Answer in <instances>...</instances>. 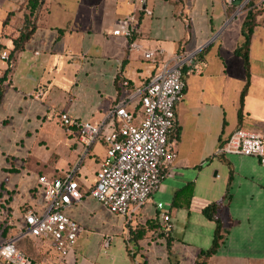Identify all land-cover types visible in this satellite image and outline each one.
I'll list each match as a JSON object with an SVG mask.
<instances>
[{"label": "crops", "instance_id": "obj_1", "mask_svg": "<svg viewBox=\"0 0 264 264\" xmlns=\"http://www.w3.org/2000/svg\"><path fill=\"white\" fill-rule=\"evenodd\" d=\"M236 1L44 0L30 38L11 62L0 59V77L7 71L0 100V245L26 210L41 209L38 177H62L77 167L81 199L63 210L80 227L76 243L61 262L43 245L39 264H195L212 243L215 222L204 213L212 205L222 238L205 264H264V167L253 156L216 154L236 129L264 136V24L250 35L238 121L246 74L235 51L246 9ZM27 14V0H0V55L12 53ZM129 15L137 21L135 35H112ZM130 41L141 50H130ZM155 49L162 55L143 58L142 50ZM193 51L195 70L185 71L184 96L175 105L174 160L147 202L126 215L110 213L89 194L104 145L84 154L76 132L61 127L60 114L99 124L163 61ZM159 203L170 216L169 233L161 230Z\"/></svg>", "mask_w": 264, "mask_h": 264}, {"label": "built area", "instance_id": "obj_2", "mask_svg": "<svg viewBox=\"0 0 264 264\" xmlns=\"http://www.w3.org/2000/svg\"><path fill=\"white\" fill-rule=\"evenodd\" d=\"M136 26L135 17L129 15L118 21L111 34L131 39ZM128 47L141 50L134 41H130ZM162 53L161 49L142 50L143 58L150 61ZM197 54L198 51L176 53L171 59L161 61L160 70L143 87L121 96L99 124L75 121L66 113L60 114V124L67 132H76L84 154L95 143L104 145L105 154L89 194L110 213L126 215L130 207L147 202L163 170L174 160L170 138L176 123L175 105L184 96L185 71L195 70L193 63ZM0 59L11 62L7 53H1ZM120 85L130 90L126 80ZM216 154L253 156L264 167V136L236 129L218 147ZM76 173L77 167H74L62 177H38L42 207L22 214L18 230L0 245V264H39L17 249L16 244L23 238L35 242L39 249L46 244L60 262L72 252L80 227L63 210L81 199ZM156 208L162 232L169 233L172 227L169 214L162 211L160 203Z\"/></svg>", "mask_w": 264, "mask_h": 264}, {"label": "trees", "instance_id": "obj_3", "mask_svg": "<svg viewBox=\"0 0 264 264\" xmlns=\"http://www.w3.org/2000/svg\"><path fill=\"white\" fill-rule=\"evenodd\" d=\"M241 1H244V0H241ZM43 2H44V0H27L28 14L25 15V17H24V23H23L22 31L20 32L19 36L16 39H14V41H13L14 49H13L12 53L9 55L10 61H11L12 54L14 52L20 50L22 48L23 43L26 42L30 38V36L32 35V33L34 31L33 22L35 21L37 13H38L39 9L41 8ZM257 3H258V0H249L245 4L246 15H245L244 21L242 23L243 42H242L240 48H238L235 51V53L240 55L243 59L244 70H245V74H246V83H245V85H244V87L240 93V97H239V109H238V113H237L238 121H240L241 117H242L243 99H244V96H245V93H246V90L248 87V83H249L248 45H249L250 35L252 33L253 27L257 23L264 24V11L262 13L260 11H257V8H256ZM261 4L264 7V0L262 1ZM6 73H7V71H6ZM6 73L0 77V100H1V96H2L3 82L5 80ZM213 208L214 207L212 205L210 208L204 210V213H206L208 217L213 218V220L215 222V229H214L212 243H211V246L209 249H207L205 251H201L198 254V257L196 259L195 264H205L206 259L215 253L216 249L219 246L220 240L222 238L221 223L217 218L213 217ZM28 240L30 241L29 238H23L16 244L17 249L22 251L25 255H27V254L23 251L24 249L22 247H24V245H22L21 243H24L25 241H28ZM28 257H30V256H28ZM30 258H32V257H30ZM34 261H36V260H34Z\"/></svg>", "mask_w": 264, "mask_h": 264}, {"label": "rangeland", "instance_id": "obj_4", "mask_svg": "<svg viewBox=\"0 0 264 264\" xmlns=\"http://www.w3.org/2000/svg\"><path fill=\"white\" fill-rule=\"evenodd\" d=\"M245 2V0L244 1H241V0H239V1H236V3H235V5L236 6H239V5H241V6H243V3ZM262 2H259V0H258V3L256 4V8H257V11H260L261 13L264 11V7L262 6V4H261ZM235 8H237V7H235ZM260 20V19H259ZM62 127V126H61ZM0 157H1V154H0ZM39 191V190H38ZM22 245H24V247H22L23 249V251L28 255V256H30V257H32L34 260H36L37 262L40 260L39 258L41 257V253H39V251L38 250H42V251H46V248L45 247H43V249L42 248H38L37 247V244L35 243V242H33V241H25L24 243H21Z\"/></svg>", "mask_w": 264, "mask_h": 264}, {"label": "water", "instance_id": "obj_5", "mask_svg": "<svg viewBox=\"0 0 264 264\" xmlns=\"http://www.w3.org/2000/svg\"><path fill=\"white\" fill-rule=\"evenodd\" d=\"M142 4L144 5V3L142 2Z\"/></svg>", "mask_w": 264, "mask_h": 264}]
</instances>
